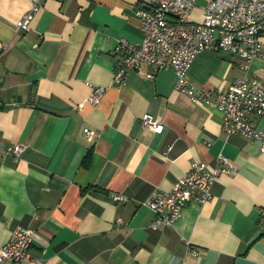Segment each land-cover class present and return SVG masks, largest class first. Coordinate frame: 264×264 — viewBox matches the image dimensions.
I'll use <instances>...</instances> for the list:
<instances>
[{"label":"crops","instance_id":"1","mask_svg":"<svg viewBox=\"0 0 264 264\" xmlns=\"http://www.w3.org/2000/svg\"><path fill=\"white\" fill-rule=\"evenodd\" d=\"M34 1L0 0V142L24 143L18 160L0 149V244L21 225L33 229L30 254L43 264H264L260 142L226 137L219 111L173 89L170 66L141 63L121 84L112 79L116 40L141 39L148 0H40L18 29ZM188 74L214 89L253 74L264 88V60L226 49L198 53ZM96 85L105 87L99 102L78 106ZM145 113L160 131L141 124ZM218 153L237 169L216 176L212 197L186 204L173 225L150 226L140 202L152 189L171 188L192 161L215 167Z\"/></svg>","mask_w":264,"mask_h":264},{"label":"built area","instance_id":"2","mask_svg":"<svg viewBox=\"0 0 264 264\" xmlns=\"http://www.w3.org/2000/svg\"><path fill=\"white\" fill-rule=\"evenodd\" d=\"M30 9L17 20L18 29L29 27L34 12L41 6L40 0L31 2ZM197 0H148L138 9L142 37L132 42L118 37L115 49L119 52L113 81L121 84L129 70L141 63L155 68L170 66L176 76L174 88L190 102L210 106L221 114V125L226 137L239 133L260 142L264 149V88L253 74L235 77L226 89L200 87L188 76V69L195 56L206 49H226L240 53L247 60L258 57L264 60V0H205L201 17H192ZM153 73L148 72L147 77ZM105 91L101 85L93 86L85 102L97 104ZM140 122L153 131H160L162 124L152 114L145 113ZM88 139L98 132L84 128ZM24 143L3 144L0 149L10 153L14 160L20 158ZM172 148L168 144L163 154ZM217 164L210 167L204 161H192L187 171L169 189L155 186L140 202L153 212L150 226L173 225L189 202L203 204L212 197V185L220 173H234L237 166L228 155L218 153ZM114 200H125L122 194L114 193ZM256 226L264 230V209H260ZM121 222L122 218H117ZM33 229L16 226L9 239L0 244V264H43L40 257L30 254ZM193 252H196L193 249Z\"/></svg>","mask_w":264,"mask_h":264},{"label":"trees","instance_id":"3","mask_svg":"<svg viewBox=\"0 0 264 264\" xmlns=\"http://www.w3.org/2000/svg\"><path fill=\"white\" fill-rule=\"evenodd\" d=\"M88 156V155H87ZM87 156H86V158H87Z\"/></svg>","mask_w":264,"mask_h":264}]
</instances>
